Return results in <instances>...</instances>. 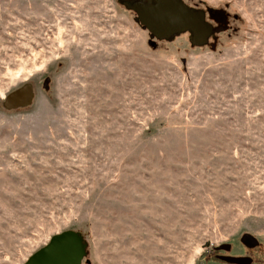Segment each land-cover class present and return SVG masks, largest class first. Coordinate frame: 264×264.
Wrapping results in <instances>:
<instances>
[{"label":"rangeland","instance_id":"1","mask_svg":"<svg viewBox=\"0 0 264 264\" xmlns=\"http://www.w3.org/2000/svg\"><path fill=\"white\" fill-rule=\"evenodd\" d=\"M134 1L0 0V264L70 230L83 264H264V0H181L228 18L202 46Z\"/></svg>","mask_w":264,"mask_h":264},{"label":"water","instance_id":"2","mask_svg":"<svg viewBox=\"0 0 264 264\" xmlns=\"http://www.w3.org/2000/svg\"><path fill=\"white\" fill-rule=\"evenodd\" d=\"M136 15L143 30L159 41L181 33H191V44L202 46L212 33L211 26L204 22L202 11L189 9L180 0H135L125 4ZM34 98L30 84L11 91L2 105L5 110H16L32 104ZM250 237H244L243 242ZM251 241V240H250ZM81 240L74 231H65L31 255L25 264H80L84 257ZM235 264H248L249 259H228Z\"/></svg>","mask_w":264,"mask_h":264},{"label":"flooded vegetation","instance_id":"3","mask_svg":"<svg viewBox=\"0 0 264 264\" xmlns=\"http://www.w3.org/2000/svg\"><path fill=\"white\" fill-rule=\"evenodd\" d=\"M186 7L189 8V9H193V10H196V11H202L203 12L205 24L207 23L212 28V30H211L212 33L208 36L207 40L209 39L210 36H215L216 34H220V32L222 30H225V28L227 27L228 18L225 16L224 12L221 11V10L219 11V10H214V9H210V8H206V7L205 8L188 7V6H186ZM185 33H187L189 35L190 40H191L192 39L191 33H188V32H185ZM207 40H206V42H207ZM32 91H33V87H32ZM19 109H22V108H19ZM75 233L77 234V236H79L78 232H75ZM79 238L81 240V236H79ZM81 246L83 248L82 240H81ZM83 256L84 257L81 259L80 264H83V262L85 261V253H84Z\"/></svg>","mask_w":264,"mask_h":264},{"label":"trees","instance_id":"4","mask_svg":"<svg viewBox=\"0 0 264 264\" xmlns=\"http://www.w3.org/2000/svg\"><path fill=\"white\" fill-rule=\"evenodd\" d=\"M79 236H80V232H78Z\"/></svg>","mask_w":264,"mask_h":264}]
</instances>
